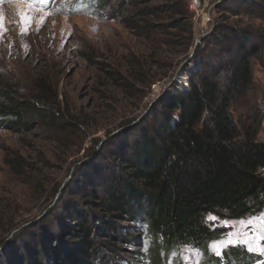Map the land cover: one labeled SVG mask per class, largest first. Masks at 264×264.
Masks as SVG:
<instances>
[{
  "label": "rangeland",
  "instance_id": "obj_1",
  "mask_svg": "<svg viewBox=\"0 0 264 264\" xmlns=\"http://www.w3.org/2000/svg\"><path fill=\"white\" fill-rule=\"evenodd\" d=\"M197 3L210 14L205 29L192 0H109L102 6L48 0L31 8L28 0H0V84L7 81L18 95L36 96L40 113L29 131L0 128V264H31L37 252L43 263L74 256L79 264H92L78 253L68 229L86 218L99 230L101 217L135 237L124 242L109 228L95 235L103 263L143 264L136 252L149 247L144 227L105 215L94 194H102L119 170L118 157L141 126L149 125L156 102L175 87L189 86L188 76L201 62L194 49L198 36L215 24L264 28L251 0ZM22 10L31 17L27 26ZM251 73L255 108L262 113L257 138L264 140V71L255 59ZM260 216L264 212L232 220L207 215L221 231L210 245L227 242L235 232L255 245L257 236L264 237V222L246 227L237 222ZM201 259L199 250L180 247L164 260L197 264Z\"/></svg>",
  "mask_w": 264,
  "mask_h": 264
},
{
  "label": "trees",
  "instance_id": "obj_2",
  "mask_svg": "<svg viewBox=\"0 0 264 264\" xmlns=\"http://www.w3.org/2000/svg\"><path fill=\"white\" fill-rule=\"evenodd\" d=\"M81 1L102 6L109 0ZM251 1L254 15L264 19V0ZM195 53L201 62L188 76L189 86L156 102L149 125L141 126L118 157L119 170L93 197L105 215L144 227L149 247L136 252L143 264H165V256L180 247L199 250V264H264L239 245L220 256L211 253L221 231L206 221L209 214L232 220L264 212V140L257 138L262 113L255 108L251 73L252 59L264 71V28L215 24ZM33 98L39 101L18 95L7 81L0 84V128L31 130L40 119ZM101 218L99 230L86 218L68 229L87 263L100 257L97 263L105 264L94 236L107 228L124 242L135 238ZM64 259L43 263L37 252L31 264H79L74 256Z\"/></svg>",
  "mask_w": 264,
  "mask_h": 264
},
{
  "label": "snow or ice",
  "instance_id": "obj_3",
  "mask_svg": "<svg viewBox=\"0 0 264 264\" xmlns=\"http://www.w3.org/2000/svg\"><path fill=\"white\" fill-rule=\"evenodd\" d=\"M48 3V0H28L29 7H33L36 5H43ZM20 19L21 22L24 23L26 26L30 24L31 17L27 15V12L21 11L20 13ZM3 28V16L0 15V29ZM215 219V218H213ZM257 220L264 222V216L260 217H252L244 221H238L237 223L241 225L242 227H246L248 224H254ZM224 226H228V221L225 220L223 222ZM235 227V224L233 225ZM261 241H264V237L257 236V243L255 245L251 244L246 236H241L238 232L230 233L229 237L227 239V242L224 241H216L213 242L210 247L215 249V254L220 256L223 255L224 251L229 247H235L240 244H243L244 246L248 247L250 251H254L259 255H264V243H261ZM199 264V262H197Z\"/></svg>",
  "mask_w": 264,
  "mask_h": 264
},
{
  "label": "built area",
  "instance_id": "obj_4",
  "mask_svg": "<svg viewBox=\"0 0 264 264\" xmlns=\"http://www.w3.org/2000/svg\"><path fill=\"white\" fill-rule=\"evenodd\" d=\"M193 12L199 16V27L207 28L210 23V14L205 6H201V3H197V0H192Z\"/></svg>",
  "mask_w": 264,
  "mask_h": 264
},
{
  "label": "water",
  "instance_id": "obj_5",
  "mask_svg": "<svg viewBox=\"0 0 264 264\" xmlns=\"http://www.w3.org/2000/svg\"><path fill=\"white\" fill-rule=\"evenodd\" d=\"M209 32H210V31H209ZM209 32H207V33H205V34H202V35L198 36V38L196 39L195 44H194V49H195L196 45L198 44V42H199V41H200L205 35H207Z\"/></svg>",
  "mask_w": 264,
  "mask_h": 264
}]
</instances>
